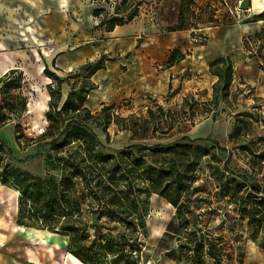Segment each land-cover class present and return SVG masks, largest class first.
<instances>
[{
	"label": "trees",
	"instance_id": "trees-1",
	"mask_svg": "<svg viewBox=\"0 0 264 264\" xmlns=\"http://www.w3.org/2000/svg\"><path fill=\"white\" fill-rule=\"evenodd\" d=\"M180 5L183 23L167 32L189 29L184 21L186 12L196 21L218 26L211 6L196 15L191 11V0H181ZM99 15L100 11L93 12L94 17ZM254 18L264 20V12ZM171 53L168 64L178 54ZM115 60L103 56L79 66L68 78L53 76L56 93L50 91L49 110L45 113L50 126L39 136V141L47 142L45 158L50 170L45 178L4 162L11 150L0 140V184L18 191L17 225L66 238L67 251L82 264H107L105 260L109 257L126 264L123 254L129 249L132 251L135 245L129 244L124 235L144 231V205L150 195L165 198L174 208L179 228L198 225L199 200L192 198L204 191L196 183L206 163L216 203L233 205L232 212L237 214V219L245 221L248 239L264 249V174L257 179L264 169V138L249 139L254 124L264 125V121L249 113L238 114L228 136L233 145L229 150L211 138L212 135L193 138L184 133L183 124L190 121L195 126L198 117L195 107L200 104L194 98L179 112L183 116L157 106L156 110L149 108L146 116L131 115L124 119L112 113L115 104L103 106L92 114L85 104L92 91L98 88L91 77L105 70L107 61ZM210 68L218 80L213 86L212 100L201 106L212 108L209 113L213 112L212 122H216L215 112L221 100L231 92L233 67L229 58L220 57ZM81 72L86 73L84 82L70 83ZM10 82L14 83L12 79ZM63 84L70 88L65 97ZM0 118H4L1 107ZM112 125L121 133L132 134L131 143L116 151L108 148ZM98 132L106 136L105 142ZM241 138L244 141L239 142ZM222 151L228 152L225 161L219 157ZM239 151L251 156L248 160L251 179L247 173L230 165ZM206 157L209 159L205 162ZM95 216L97 224L93 225ZM215 241L205 244L204 238L195 234L192 245L187 246L192 253V264H203L205 247L208 257L216 264H223V250ZM179 247L184 248V245Z\"/></svg>",
	"mask_w": 264,
	"mask_h": 264
},
{
	"label": "rangeland",
	"instance_id": "rangeland-1",
	"mask_svg": "<svg viewBox=\"0 0 264 264\" xmlns=\"http://www.w3.org/2000/svg\"><path fill=\"white\" fill-rule=\"evenodd\" d=\"M22 1L26 9L25 15L28 16L24 20L7 21L2 18L0 10V67H11L9 71L0 75V107L3 108L4 113V118H0V127L8 126L13 138L11 142L8 139L0 140H3L11 150V155L4 158V162L45 178L50 170L45 158L47 142L39 141V136L50 126L45 113L49 110L50 91L56 93V82L53 76L68 78L81 66L74 67V64L69 61L77 50L76 47L73 49L71 46L73 44L71 37L75 38L76 43L81 41L82 48L95 47L96 50L104 52L101 53L102 57L116 59L117 49L114 48L111 34H108L107 29L122 27L133 21L141 24L145 31L149 32L154 24L165 23L166 19L170 20L174 15L176 22L165 25L164 29L179 27L183 23L180 20L181 0H39L37 8L39 11L36 8L34 11L31 9L33 6V3H30L31 0ZM237 1L225 0L232 7L237 4ZM220 2L223 0H214V3L218 4L217 14L226 18L218 25L256 21L254 18L256 15H252V11L239 14L234 12L232 16L228 9L219 4ZM57 6L64 8L65 13H62V16L54 11L58 8ZM251 7L250 4L249 8ZM96 10L100 11L98 17L93 16ZM254 12L257 14L256 11ZM184 17L185 24L190 30L196 29L197 24L202 27V21L194 20L188 12ZM18 23L20 26L14 25ZM68 24H73L72 33L67 32ZM254 51L251 56H261L260 49ZM85 76L86 73L81 72L80 76L71 79L70 83L84 82ZM11 79L14 81L13 84L10 82ZM61 88L65 97L70 92V88L66 84H63ZM248 90V87H241L233 90V93H230L225 100L220 99V106L215 112L218 123L214 131L213 125L204 127L201 125L206 116H211L209 110L212 108L195 107V112L198 114L195 118V126H192L190 121L185 122L184 133L193 138H201L211 128L212 136L210 137L218 140L224 148L232 149L233 145L228 141L232 131L230 133L228 131L233 127L238 114L249 113L264 121V114H262L264 102L253 96V91L249 93ZM195 99L199 100V98ZM205 101L200 102L203 104ZM85 104L92 114L102 109ZM188 104H191L189 99L187 102L182 100L170 103L166 96L155 102L146 96L119 102L115 104L116 107L113 108L112 113L124 119L131 115L141 117V115L146 116L149 108L156 110L157 106H162L167 111L183 116L179 112L187 108ZM204 109L205 111L202 112ZM205 127L207 131L204 134L200 130ZM109 134L111 135L109 151L120 150L131 143L129 139L132 134L117 131L115 125L110 127ZM98 135L105 142L106 136L101 132H98ZM258 138H264V125L255 123L249 139L257 140ZM240 141L244 139L241 138ZM219 157L221 161H225L228 158V152L222 151ZM208 159L206 157L205 162ZM250 159L251 156L239 151L230 165L242 173H247L251 179L249 172L251 164L248 163ZM263 174L264 169L257 179H260ZM196 186H202L204 189L203 192L194 194L192 198V200L196 198L199 200L200 210L196 212L198 225L188 229L178 227L175 210L165 198L150 195L144 205L142 220L144 231L124 235L129 239V244L135 245L132 251L129 249L123 254L126 264H192V253L187 246L192 245L195 234L201 235L205 244L216 239L215 243L223 250V264H264V249L260 248L258 243L248 239L245 221L237 219V214L232 212L234 206L227 204L220 206L216 203L213 196L215 193L213 181L209 179V165L206 163L202 166ZM5 196V200L9 199L6 204L0 205V252L6 256L7 264H32L28 256L29 249L34 250L32 254L38 259V263L33 264H75L76 258L67 251L66 238L49 231L18 226L17 211L13 210L10 194L5 193ZM179 245H184V248ZM206 251L207 247L202 253L203 264H216L206 255ZM105 261L107 264H123L120 261L116 262V258L112 257L106 258Z\"/></svg>",
	"mask_w": 264,
	"mask_h": 264
},
{
	"label": "crops",
	"instance_id": "crops-1",
	"mask_svg": "<svg viewBox=\"0 0 264 264\" xmlns=\"http://www.w3.org/2000/svg\"><path fill=\"white\" fill-rule=\"evenodd\" d=\"M30 3H33L31 8L33 11L34 8L39 7V0H31ZM249 3L252 5L250 10L253 12L252 15L257 16L264 12V0H249ZM191 4V11L196 15L207 6H211L214 10L213 18L216 20L218 4L214 3V0H191ZM57 7L54 11L57 12V15L62 16V13H65L64 8ZM0 10L2 18L7 21L24 20L28 17L25 15L26 9L22 0H1ZM37 11L39 10L37 9ZM225 18L221 17V20L225 21ZM217 21L220 22V20ZM175 22L176 16L174 15L170 20L166 19L165 23L154 24L147 32L141 24L132 21L108 32L111 34L114 48L117 49L116 60L107 61L105 70H99L91 77V81L98 88L92 91L86 103L95 108H102L128 99H140L146 96L155 102L166 96L170 103L191 98L194 100L199 98L200 101L206 100L205 102L211 101L213 86L218 78L210 72V64L220 57L229 58L233 67L230 93L241 87H248L249 93L253 91V96L264 102V20L232 25L222 24L217 27L210 23L202 24V27L197 24L196 29L203 31L208 38L203 47L192 43L193 36L190 29L170 32L164 29L165 25ZM14 25L20 26L19 23ZM67 29V32L72 33L73 24H68ZM260 36L263 42L260 46L261 56L253 57L251 55L252 52H255L254 39L250 45L245 44V39ZM74 39L73 36L70 39L73 41L71 46L73 49L76 47L77 50L69 59L74 67L102 57L101 53H104L102 50H96L95 47L92 49L82 48L80 47L81 41L76 43ZM172 51H176L178 54L174 61L168 64ZM10 69V66L7 68L1 66L0 75ZM199 100H197L200 104L198 107L201 108L202 103ZM262 114H264V108ZM217 123L218 120L212 122V117L209 115L201 125L203 127L213 125L212 130L214 131ZM231 128L228 133L231 132ZM205 131H207L206 127L200 130L204 134ZM11 133L8 126L0 127V139H8L11 142L13 139ZM210 133H212L211 128L205 136ZM5 193L10 194V201L13 202V210L16 212L18 191L0 184V205L6 204L9 199L7 197L8 199L5 200ZM29 251L33 250H28V256L31 259ZM5 258L6 256L0 252V264H7ZM30 263H32L31 260ZM78 263L82 264L79 261Z\"/></svg>",
	"mask_w": 264,
	"mask_h": 264
},
{
	"label": "built area",
	"instance_id": "built-area-1",
	"mask_svg": "<svg viewBox=\"0 0 264 264\" xmlns=\"http://www.w3.org/2000/svg\"><path fill=\"white\" fill-rule=\"evenodd\" d=\"M241 2L242 0H238L233 7L230 6L227 2H225V0H223V2H220L219 4L222 7H225L226 9H228V12L233 16V13L235 12L236 14L242 13V12H247L249 13L251 8H248L246 11L241 9ZM217 11H218V5H217ZM216 11V20H220V22H222L223 20H221V17L219 14H217L218 12ZM192 43L196 46L199 47H203V45L206 44L208 38L207 36L204 34L203 31L201 30H197V29H192ZM252 39H254V43H253V47L256 49H260L262 42V38L260 37H255V38H250V39H245V44L246 45H250ZM262 65V64H261Z\"/></svg>",
	"mask_w": 264,
	"mask_h": 264
},
{
	"label": "water",
	"instance_id": "water-1",
	"mask_svg": "<svg viewBox=\"0 0 264 264\" xmlns=\"http://www.w3.org/2000/svg\"><path fill=\"white\" fill-rule=\"evenodd\" d=\"M249 5H250L249 0H242V2H241V9L244 10V11H246L249 8ZM92 223H93V225H96L97 224V216H95L93 218Z\"/></svg>",
	"mask_w": 264,
	"mask_h": 264
},
{
	"label": "bare ground",
	"instance_id": "bare-ground-1",
	"mask_svg": "<svg viewBox=\"0 0 264 264\" xmlns=\"http://www.w3.org/2000/svg\"><path fill=\"white\" fill-rule=\"evenodd\" d=\"M264 10V9H263ZM3 188V187H2ZM14 199H16V198H14ZM13 200V199H12ZM16 206V205H15ZM55 235V234H54ZM58 236V235H57ZM33 250V249H32ZM32 252H34V250L33 251H30V253H31V262L33 263H38V259L32 254ZM58 263V262H57ZM74 263L75 264H79L78 263V261H76L75 259H74Z\"/></svg>",
	"mask_w": 264,
	"mask_h": 264
}]
</instances>
